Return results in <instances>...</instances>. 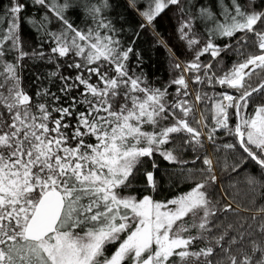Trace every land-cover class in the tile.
<instances>
[{
	"label": "snow or ice",
	"instance_id": "6c2138e0",
	"mask_svg": "<svg viewBox=\"0 0 264 264\" xmlns=\"http://www.w3.org/2000/svg\"><path fill=\"white\" fill-rule=\"evenodd\" d=\"M114 5H0V264H264V205L251 217L256 223L248 225L246 243L245 234L229 235L231 224L217 235V212L234 209L230 202L217 208L214 160L200 154L206 142L214 152L233 153L225 170H247L248 184L264 187V0H125L139 17L127 44L104 14ZM172 8L180 14L179 39L193 54L187 62L155 30ZM81 9L92 21L85 29L70 19L79 20ZM197 21L205 24L202 35ZM25 24L55 45L46 62L60 61L48 73L51 83L59 81L57 92L44 88L33 96L23 86L21 62L45 60L44 51L26 50ZM144 31L171 53L179 74L167 86H150L131 67L133 57L137 67L143 63L135 44ZM229 51L239 59L217 75L214 62ZM190 85L221 91L210 95ZM222 136L230 142L218 145ZM178 149L197 155L180 159ZM157 156L170 165L201 161L203 167L187 171L188 179L194 170L203 179L164 201L124 195L146 160L153 169L143 173L146 187L157 190Z\"/></svg>",
	"mask_w": 264,
	"mask_h": 264
},
{
	"label": "trees",
	"instance_id": "16d2710c",
	"mask_svg": "<svg viewBox=\"0 0 264 264\" xmlns=\"http://www.w3.org/2000/svg\"><path fill=\"white\" fill-rule=\"evenodd\" d=\"M95 2V0H93ZM195 2V0H193ZM208 0H203V3H207ZM0 5L6 10L9 6V0H0ZM143 7V5H142ZM215 7V3L213 4ZM28 12L33 16L39 17L40 13L36 7H30ZM81 18L76 20L75 17H71L75 21L76 25L85 29L91 24V17L88 16L83 9H81ZM109 19L113 21L117 29H121L118 33V38L122 44L130 42L131 33L138 30L139 17L135 13L129 12L125 8V0H115V5L112 9L104 13ZM180 14L175 8L166 10L160 17L155 21V30L162 38L164 42L171 48L172 52L175 53L176 57L180 62H187L192 59V52L187 48L186 42L181 41L178 36L177 28L179 27ZM195 23V32L197 35H202L205 32V24L202 22ZM51 31H59L58 28L50 25ZM23 34L28 43L25 45L26 50L36 49L37 51L45 52V60H34L32 58H25L21 62L20 73L22 75V82L25 89L30 95L35 94L37 90L44 88L50 89L52 92H57V86L59 81L51 83L48 78V73L56 70V63H47V56L52 55L50 53V45L55 46L53 41L43 37L42 32H36V30L29 24L23 26ZM239 35V34H238ZM155 37V36H154ZM203 42V41H202ZM223 43V40L217 41ZM43 43L41 49L39 45ZM168 48L156 43L153 36L147 31L141 32L140 38L136 40L135 49L141 54L142 65L137 67L135 57L132 58L131 67L135 69L136 73L139 74L141 71L146 75L147 82L153 87L167 86L171 79H173L179 73L172 68L171 53ZM251 50V49H249ZM239 57L235 51L222 52L221 57L217 58L219 63L214 62L213 71L217 75L222 74L223 71L227 70L232 66ZM202 62L207 63L209 57L205 55L201 58ZM65 62H67L65 60ZM61 72L67 73L69 70L62 67ZM39 77V79H37ZM252 83L255 85L258 80L255 76L252 77ZM175 87L169 88V92L175 95ZM193 89L200 88L202 92H208L210 95L221 91L217 85L216 88L208 86H196L190 85ZM59 94V93H57ZM201 109L204 105L200 106ZM254 107V106H253ZM252 108L249 109V112ZM210 116V113H209ZM74 123V121H73ZM225 142H230V138L222 136L217 140L218 145H222ZM177 145L181 144L182 141H176ZM180 159L192 161L197 153L191 152V150H177L176 153ZM211 155L214 160L215 172L218 177V184L215 187L212 195L214 201H219L217 208H222L225 203H232L233 211L227 213L223 211L217 212V219L215 223L220 225L218 229L213 231L218 235L224 231L227 225L233 226L232 230L229 231V235L239 238L240 234H245L246 240L250 237L247 236L252 230L248 228V225H255L256 221H253L251 217L256 214V210L264 205V187L261 185L250 186L247 182L248 171L233 172L231 167L225 170V163L232 165L234 160V154L221 149L219 152H214L212 145L205 143V149L200 153ZM159 168L155 170V176L158 181L157 190L152 192L151 189L146 187V181L144 178L145 170H153L151 168V162L147 161L140 167L138 174L133 180V187L126 190L124 195H133L138 198H142L144 195H151L154 200L164 201L172 198L175 195L180 194L183 191H187L191 184L203 179L198 171L191 173V179H188V169H199L203 167L201 161H196L195 165L188 163L186 165H170L163 161L159 156L156 157ZM183 168V171H181ZM255 173V169H251ZM243 225V227H241ZM258 238V237H256Z\"/></svg>",
	"mask_w": 264,
	"mask_h": 264
},
{
	"label": "rangeland",
	"instance_id": "374dc122",
	"mask_svg": "<svg viewBox=\"0 0 264 264\" xmlns=\"http://www.w3.org/2000/svg\"><path fill=\"white\" fill-rule=\"evenodd\" d=\"M148 33H150L149 31H147ZM151 36H153L154 40L156 41V37H154V35L151 34Z\"/></svg>",
	"mask_w": 264,
	"mask_h": 264
}]
</instances>
